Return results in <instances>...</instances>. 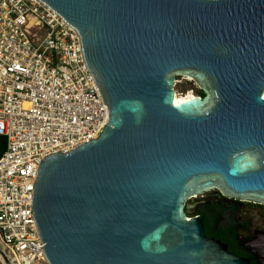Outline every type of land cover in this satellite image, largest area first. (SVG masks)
<instances>
[{
  "label": "water",
  "instance_id": "1",
  "mask_svg": "<svg viewBox=\"0 0 264 264\" xmlns=\"http://www.w3.org/2000/svg\"><path fill=\"white\" fill-rule=\"evenodd\" d=\"M40 1L109 110L97 138L40 162L48 264H248L189 209L211 190L264 204V0ZM177 77L203 95L176 103Z\"/></svg>",
  "mask_w": 264,
  "mask_h": 264
},
{
  "label": "built area",
  "instance_id": "2",
  "mask_svg": "<svg viewBox=\"0 0 264 264\" xmlns=\"http://www.w3.org/2000/svg\"><path fill=\"white\" fill-rule=\"evenodd\" d=\"M108 117L75 29L40 0H0V243L11 264H48L32 210L41 160L97 138Z\"/></svg>",
  "mask_w": 264,
  "mask_h": 264
},
{
  "label": "flooded vegetation",
  "instance_id": "3",
  "mask_svg": "<svg viewBox=\"0 0 264 264\" xmlns=\"http://www.w3.org/2000/svg\"><path fill=\"white\" fill-rule=\"evenodd\" d=\"M193 205L202 207L197 206L194 211L201 217L208 237L220 240L248 264H264V204L226 198L219 192L204 196Z\"/></svg>",
  "mask_w": 264,
  "mask_h": 264
},
{
  "label": "rangeland",
  "instance_id": "4",
  "mask_svg": "<svg viewBox=\"0 0 264 264\" xmlns=\"http://www.w3.org/2000/svg\"><path fill=\"white\" fill-rule=\"evenodd\" d=\"M196 88H198L197 85L191 79L184 78V77H177L176 84H175L176 95H178V96L188 95V94L197 95ZM211 194H217L218 195L219 192L217 190H211V191L204 193V196L206 197V196H209ZM204 196H201V197L198 196L196 198L191 199L192 204H191L190 209H189L190 213H194L195 212L194 210L199 207L198 205H193V203L195 204L196 200L201 199ZM199 208H202V207H199Z\"/></svg>",
  "mask_w": 264,
  "mask_h": 264
},
{
  "label": "trees",
  "instance_id": "5",
  "mask_svg": "<svg viewBox=\"0 0 264 264\" xmlns=\"http://www.w3.org/2000/svg\"><path fill=\"white\" fill-rule=\"evenodd\" d=\"M196 93H197V95H203V92L200 89H198V88H196ZM0 141H1L0 142L1 143L0 153H1V152H3V150L6 147V138L4 136H2L0 138ZM195 214H198V213H191L189 215H195Z\"/></svg>",
  "mask_w": 264,
  "mask_h": 264
},
{
  "label": "bare ground",
  "instance_id": "6",
  "mask_svg": "<svg viewBox=\"0 0 264 264\" xmlns=\"http://www.w3.org/2000/svg\"><path fill=\"white\" fill-rule=\"evenodd\" d=\"M191 96H193V94L182 95V96L175 95V102L178 103V102L183 101V100H185V99H187L188 97H191ZM0 256L3 259L1 253H0ZM3 264H6L4 259H3Z\"/></svg>",
  "mask_w": 264,
  "mask_h": 264
},
{
  "label": "crops",
  "instance_id": "7",
  "mask_svg": "<svg viewBox=\"0 0 264 264\" xmlns=\"http://www.w3.org/2000/svg\"><path fill=\"white\" fill-rule=\"evenodd\" d=\"M2 136L0 135V138H1Z\"/></svg>",
  "mask_w": 264,
  "mask_h": 264
}]
</instances>
